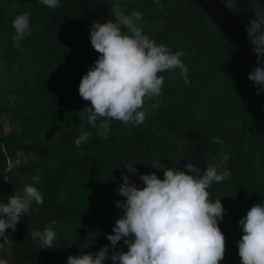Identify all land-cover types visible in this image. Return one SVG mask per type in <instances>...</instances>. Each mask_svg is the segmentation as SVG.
Here are the masks:
<instances>
[{"label": "trees", "instance_id": "obj_1", "mask_svg": "<svg viewBox=\"0 0 264 264\" xmlns=\"http://www.w3.org/2000/svg\"><path fill=\"white\" fill-rule=\"evenodd\" d=\"M113 3L61 0L50 9L40 0H0V201L25 183L44 195L0 243L9 245L13 264H66L68 255L110 243L106 234L122 215L114 201L122 199L116 188L128 174L125 166L134 164L131 179L142 187L141 173L163 178L152 167L158 160L182 171L191 162L202 174L227 155L232 175L208 194L225 209L218 221L225 237L219 264H241L238 220L264 201V92L257 94L260 85L247 78L253 69L195 0H160L161 6L120 0L126 12L143 14V31L156 43L184 50L189 83L178 69L163 72L161 94L145 98L144 122L113 120L105 139L80 113L90 101L80 97L78 84L98 56L89 40L91 22L112 18ZM226 4L245 31L256 13L264 14V0ZM22 12L30 13L31 31L15 47L11 21ZM81 128L91 136L77 147ZM53 220L57 246L40 249L29 232ZM116 247L127 250L122 241Z\"/></svg>", "mask_w": 264, "mask_h": 264}, {"label": "clouds", "instance_id": "obj_2", "mask_svg": "<svg viewBox=\"0 0 264 264\" xmlns=\"http://www.w3.org/2000/svg\"><path fill=\"white\" fill-rule=\"evenodd\" d=\"M40 2L55 9L61 0ZM153 2L161 6L160 0ZM111 12L112 18L91 22L89 40L98 56L78 84L80 97L90 101L80 113L105 139L113 120L125 126L144 122L145 98L161 94L163 72L178 69L184 82L189 83L188 69L181 59L183 49L173 51L156 43L143 31V14L135 9L126 12L120 0H114ZM11 24L13 45L20 47V41L31 31L30 13H18ZM246 36L251 54L260 65L247 78L254 86L260 85V94L264 92V14L256 13L255 21H249ZM90 136V131L81 128L75 145L86 143ZM213 143L223 147L219 139ZM228 159L225 155L220 166H209L202 174L191 162H185L186 171H182L165 167L158 160L152 167L162 170L163 178L155 172L141 173L142 187L131 179L137 174L134 164L125 166L128 174L122 173V182L116 188L122 199L114 201L122 215L106 234L110 243L95 252L81 250L68 255L66 264H103L106 259L111 264H219L224 257L225 237L218 221L225 209L218 200L210 202L208 190L231 177L226 170ZM34 202L42 204L44 195L33 183H25L21 190L7 196L6 202L0 201V241L9 240L7 230H16ZM55 223L53 220L42 229L30 230V238L38 242L40 249L57 246ZM238 226L242 231L237 241L241 264H264V201L251 206L238 220ZM120 241L126 251L117 249ZM3 248L4 243H0ZM0 264H9V259L0 254Z\"/></svg>", "mask_w": 264, "mask_h": 264}, {"label": "water", "instance_id": "obj_3", "mask_svg": "<svg viewBox=\"0 0 264 264\" xmlns=\"http://www.w3.org/2000/svg\"><path fill=\"white\" fill-rule=\"evenodd\" d=\"M205 14L225 33L244 60L254 70L260 65L251 54L246 31L239 18L228 8L225 0H195Z\"/></svg>", "mask_w": 264, "mask_h": 264}, {"label": "rangeland", "instance_id": "obj_4", "mask_svg": "<svg viewBox=\"0 0 264 264\" xmlns=\"http://www.w3.org/2000/svg\"><path fill=\"white\" fill-rule=\"evenodd\" d=\"M4 126H5V128H7L5 124H4ZM14 163L15 162H11L10 166H13ZM0 254L5 255L9 259V264H13V260L11 258L12 255H10V253H9V245L8 244L0 251Z\"/></svg>", "mask_w": 264, "mask_h": 264}]
</instances>
